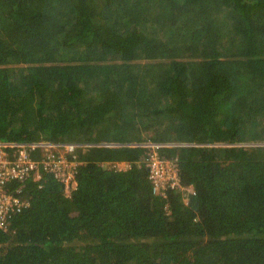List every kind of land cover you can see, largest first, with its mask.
<instances>
[{"label":"trees","instance_id":"1","mask_svg":"<svg viewBox=\"0 0 264 264\" xmlns=\"http://www.w3.org/2000/svg\"><path fill=\"white\" fill-rule=\"evenodd\" d=\"M0 141L84 145L0 264H264V0H0ZM145 142L191 193H153Z\"/></svg>","mask_w":264,"mask_h":264},{"label":"built area","instance_id":"2","mask_svg":"<svg viewBox=\"0 0 264 264\" xmlns=\"http://www.w3.org/2000/svg\"><path fill=\"white\" fill-rule=\"evenodd\" d=\"M83 146L49 141H0V228L4 230L9 226V213L28 206L27 183L39 184L45 174H51L68 194L75 187L74 174L78 165L75 153ZM166 146L169 145L148 144L147 178L152 191L165 197L167 189H182L188 195L192 189L181 187L176 159H166L157 152Z\"/></svg>","mask_w":264,"mask_h":264},{"label":"rangeland","instance_id":"3","mask_svg":"<svg viewBox=\"0 0 264 264\" xmlns=\"http://www.w3.org/2000/svg\"><path fill=\"white\" fill-rule=\"evenodd\" d=\"M147 63H150L151 61H146ZM135 63H140V62H138V61H133V62H131V64H135ZM147 134H149V135H153L154 133H153V131H148L147 132ZM144 145H146V147H147V150L148 151H150V149H148V144H151V142H145V143H143ZM143 145V146H144ZM161 146L162 145H169V146H166V148H172V147H178V146H180L179 144H160ZM150 154V153H149ZM161 156H162V154H161ZM114 166V165H113ZM116 167L118 168V169H124V168H126V165L125 164H117L116 165ZM184 197H186V196H184Z\"/></svg>","mask_w":264,"mask_h":264}]
</instances>
